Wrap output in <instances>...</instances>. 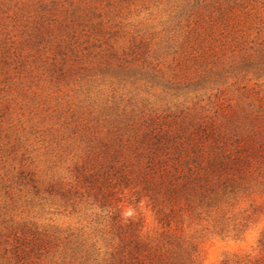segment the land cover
Wrapping results in <instances>:
<instances>
[{"label": "rangeland", "instance_id": "374dc122", "mask_svg": "<svg viewBox=\"0 0 264 264\" xmlns=\"http://www.w3.org/2000/svg\"><path fill=\"white\" fill-rule=\"evenodd\" d=\"M151 118L264 140V0H0V264H104L118 220L157 239L138 182L114 174L126 123ZM223 207L238 239L183 224L201 264L257 255L261 177Z\"/></svg>", "mask_w": 264, "mask_h": 264}, {"label": "trees", "instance_id": "16d2710c", "mask_svg": "<svg viewBox=\"0 0 264 264\" xmlns=\"http://www.w3.org/2000/svg\"><path fill=\"white\" fill-rule=\"evenodd\" d=\"M126 126L131 133L121 141V148L129 154L114 174L118 173L116 178L126 186L133 180L138 182L134 193L139 195L137 199H146L160 232L157 239H144L140 224L118 220V243L104 264H201L199 243L194 232L185 233V221L207 224L199 229L203 233L238 239L245 225L238 223L228 229L223 205L232 204L253 173L264 184L259 164L264 140L229 137L217 126L199 122L190 131L182 126L174 130L160 127L152 118ZM94 176L90 190L95 198H105L101 186L110 185L111 178L103 175L102 185L99 171ZM256 250L255 257L246 254L221 264H264V228Z\"/></svg>", "mask_w": 264, "mask_h": 264}]
</instances>
